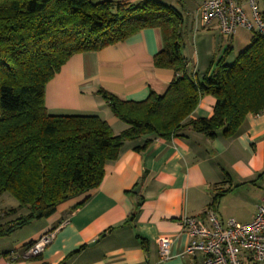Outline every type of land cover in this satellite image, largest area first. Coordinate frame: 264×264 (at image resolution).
Instances as JSON below:
<instances>
[{"label":"crops","instance_id":"0c3cea01","mask_svg":"<svg viewBox=\"0 0 264 264\" xmlns=\"http://www.w3.org/2000/svg\"><path fill=\"white\" fill-rule=\"evenodd\" d=\"M158 1L182 15L181 52L188 72L202 76L228 47L225 61L232 63L253 38L242 28L228 36L217 23L203 26L194 17L198 0ZM162 44L161 31L146 28L99 51L74 54L45 86L47 113L94 115L118 135L127 126L113 116L98 91L132 102L144 101L150 92L163 95L174 72L153 64ZM214 105L212 96L201 97L188 119L211 117ZM146 139H152L149 146L136 151ZM219 193L212 208L219 220L253 219L264 197V112L246 115L230 138L219 132L210 139L186 129L171 140L148 135L125 142L117 159L105 164L96 189L59 205L38 220L28 237L3 238L0 264H194L201 256L182 254L189 238L180 219L203 215ZM48 232L54 237L43 252L25 257L26 243ZM164 237L171 242L169 259L159 252L158 240Z\"/></svg>","mask_w":264,"mask_h":264},{"label":"trees","instance_id":"16d2710c","mask_svg":"<svg viewBox=\"0 0 264 264\" xmlns=\"http://www.w3.org/2000/svg\"><path fill=\"white\" fill-rule=\"evenodd\" d=\"M182 20L158 0H0V197L8 194L17 202L3 209L0 236L96 189L105 164L117 159L127 141L148 135L171 140L186 129L230 138L246 115L264 112V36L254 34L230 64L228 47L199 76L187 71L181 52ZM146 28L161 31L162 49L153 64L171 69L174 78L163 95L150 92L140 102L98 91L125 130L115 135L94 115L47 113L45 86L74 54L99 51ZM206 95L215 99L211 117L188 119Z\"/></svg>","mask_w":264,"mask_h":264},{"label":"built area","instance_id":"2783aa9c","mask_svg":"<svg viewBox=\"0 0 264 264\" xmlns=\"http://www.w3.org/2000/svg\"><path fill=\"white\" fill-rule=\"evenodd\" d=\"M264 0H198L194 17L203 26L217 23L223 35L231 36L237 28L264 36ZM4 216L0 209V218ZM180 226L189 238L183 253L200 255L194 264H258L264 261V197L248 223L219 220L212 209L199 217L183 216ZM54 232L40 236L25 248V257L39 256L53 240ZM163 259L170 257V240H158Z\"/></svg>","mask_w":264,"mask_h":264},{"label":"rangeland","instance_id":"374dc122","mask_svg":"<svg viewBox=\"0 0 264 264\" xmlns=\"http://www.w3.org/2000/svg\"><path fill=\"white\" fill-rule=\"evenodd\" d=\"M191 37V35H189ZM191 43V42H189ZM17 206V202L15 199H13L12 197H10L8 194L3 195L0 198V209H10ZM38 221H33L30 225L21 228V229H17L15 230L13 233H11L9 236H0V241L4 242L3 238H8L5 239L9 242H12L11 240H13L14 238H25L29 236V233L32 232V230L35 229V226L38 224ZM28 235V236H27ZM250 264H254V263H250Z\"/></svg>","mask_w":264,"mask_h":264},{"label":"bare ground","instance_id":"6f19581e","mask_svg":"<svg viewBox=\"0 0 264 264\" xmlns=\"http://www.w3.org/2000/svg\"><path fill=\"white\" fill-rule=\"evenodd\" d=\"M65 116H68V115H65ZM49 231V230H48ZM43 235V234H42ZM33 242V241H32ZM27 244V243H26ZM14 262V261H13Z\"/></svg>","mask_w":264,"mask_h":264},{"label":"water","instance_id":"95a60500","mask_svg":"<svg viewBox=\"0 0 264 264\" xmlns=\"http://www.w3.org/2000/svg\"><path fill=\"white\" fill-rule=\"evenodd\" d=\"M91 245H93V243H92V244H90V246H91Z\"/></svg>","mask_w":264,"mask_h":264}]
</instances>
